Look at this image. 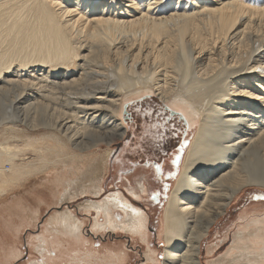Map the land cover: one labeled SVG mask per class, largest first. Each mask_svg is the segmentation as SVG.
<instances>
[{
	"label": "bare ground",
	"instance_id": "obj_1",
	"mask_svg": "<svg viewBox=\"0 0 264 264\" xmlns=\"http://www.w3.org/2000/svg\"><path fill=\"white\" fill-rule=\"evenodd\" d=\"M0 92L14 96L0 107V125L54 131L34 163H17V147L5 148L0 195L33 177L37 207L16 205L30 225L47 207L78 203L80 213L54 211L39 239L65 248L76 264H126L128 256L83 254L81 213L93 217L97 234L140 237L146 262L160 264L139 202L105 196L111 148L128 133L122 113L134 96L155 97L197 128L163 209V264H201L213 226L245 189H264V0H0ZM15 129L3 136L12 140ZM7 199L0 209L13 216ZM19 253L2 248L0 264ZM219 264H264V217L238 233Z\"/></svg>",
	"mask_w": 264,
	"mask_h": 264
},
{
	"label": "rangeland",
	"instance_id": "obj_2",
	"mask_svg": "<svg viewBox=\"0 0 264 264\" xmlns=\"http://www.w3.org/2000/svg\"><path fill=\"white\" fill-rule=\"evenodd\" d=\"M10 94L6 92H0V100H1L0 107L5 104H6L5 106H7L11 103L14 96L12 98L13 94L11 95ZM132 98L128 100L129 104H127L129 107V111L132 112L136 108L141 107V106L137 107V105H143L142 106L143 108H146L147 107L146 105H148L149 107H155L157 109H160V107L163 108L162 105L160 104L161 102H159L155 97L152 101L146 100L145 97L143 96H139V97L134 96ZM168 107L170 111H175L172 106L168 105ZM0 109H1L0 116H2L3 114L1 112L4 109L2 108ZM7 112H8L7 114H9L11 110H8ZM125 112L126 110L124 109L122 113L123 121L125 122L126 126H128V124L125 121ZM142 115L143 112L139 110V114L135 115L134 119L137 120L141 119V121H143ZM175 121L178 122L177 124H181L178 121V119H175L171 123L175 124L174 123ZM12 125L10 123H5L0 125V154L5 155V151H6L5 148L12 147L11 149H13L14 147H17L18 150H15V154L17 155L16 159H18L16 160L17 163H19L20 161H22L21 163L28 162L27 164H31L32 162L34 163L35 160H38L37 156L40 157V155H37L36 154L37 152L34 150L38 149L41 145L45 147L46 146L45 141L47 140L46 136L53 133L54 131L45 129L43 127L39 128V130L38 129L30 130V128L22 124H17V126L14 127ZM5 126L7 129L5 128ZM140 127L141 129L132 126V129L129 128L128 135H126L124 139L125 141L118 140L113 144L111 148L112 153L109 161V169L107 170L105 175L104 183L106 184L104 185H105V189L107 190L105 196H108L112 193L121 192L124 193V197L129 199H135L137 202H139L140 209L141 210L143 209L142 211L148 218L149 224L147 226L149 227L148 231L150 235L149 245H151L152 250L156 251L160 264H163V260L165 256L164 243L160 239V231L162 230L163 209L166 205L167 199L173 188L175 180L178 177L183 162V158L196 134L197 128L195 129L186 128V130L183 128L181 129L185 134V136L181 139L183 141L180 143V147L178 148L176 154H172L170 158H166L165 166L162 167L161 169L160 168L158 169L156 167L155 168L150 167L151 165L150 166L145 165L146 164L145 162L153 161L154 159L158 160L162 156L159 157L160 156L158 153L160 152L159 149L155 150L154 148L148 149L147 146L143 147L144 143H142L143 141L141 137L142 126ZM3 128H5L6 131ZM10 128L17 129L14 130L15 131L14 135H16L15 138L17 141L15 140V138L11 140L8 137L9 135L3 136L4 133H8V134L12 133L10 131ZM16 132L18 133V136ZM22 132H24L26 136L28 137L30 136L29 139H26L28 137H26ZM19 134L20 136L22 134L21 136L22 138H24L23 136H25L24 139L25 142L22 138H19L20 137ZM179 136H182V133H180ZM33 139L34 140L38 139L37 144L36 142L34 143ZM26 140L32 141V144L30 141L31 146ZM15 141L16 142L20 141L21 143L19 142L18 144ZM20 144L22 145L24 144V145L22 146ZM148 147L152 148L151 146ZM21 149L23 150V152L19 151ZM100 149H101L100 151L103 152L104 150L105 151L108 150L106 149L105 146L100 147ZM24 150L26 152L28 151L29 156L27 155L26 152H24ZM31 152L34 153L36 156L34 154H31ZM20 155L23 157L27 155L28 158L27 157H25L24 159L20 158ZM34 156L36 159L32 160ZM26 158L29 160H27ZM4 164L5 166L3 167H5L6 170L9 169L10 165L8 163L7 164L4 163ZM133 164H140V165H138V167H133ZM31 179L34 178L32 177L26 181L25 180L22 181V184L18 185L16 189L14 188L13 190L6 191L2 195H0V203L7 201L8 200L7 198L9 197L10 209L14 213L13 216H11L9 210L7 209L3 210L2 208L0 209V250L2 248L5 249L7 248L10 251L20 252L17 259H13L10 262V264H67V263L76 264L75 260H73V255H70L67 252V250H65V248H56L51 244L50 246H45L41 243V241L39 242V239L45 233L44 232L45 225L47 224L51 216L54 215V211L57 210L58 212H62L66 207H69L71 208V210L76 211L78 203L60 205L59 207H56L57 209L54 208V206L47 207L48 209L45 208L39 220H37L35 224L30 225L31 221L29 219H22V217H20V215L17 213L18 210L16 205L19 206L21 205V203L28 202L26 205L32 206L34 209L37 207L36 195H35L36 193H33L31 189H29L34 181ZM32 197L33 199L31 200L30 198ZM42 197L44 198L46 203L52 202V199L48 194V192L47 193L43 192ZM77 211L79 210L77 209ZM116 213H117L118 221L120 222L123 221V214L121 213V210H118ZM81 215H83V217L87 220V225L85 226V237L89 240L88 244L81 247L83 254H87V255L94 254V256H96V259L98 258L106 259L110 257L109 253H117L120 255L122 252H124L128 255L126 258V264H148L146 262V255L148 253V248H147L148 244L146 242H143L140 237L134 236L132 234H128L123 231H116L112 233H110V231L109 232L106 231V232H102V234L101 233L97 234L92 230L93 217L91 218L90 215L89 216L87 215L88 216L87 217L84 215V213H81ZM263 217H264V189L258 187H249L245 189V191H243L240 194L238 199L229 208L225 216L222 217L213 226L209 236L203 242L202 251H201L202 253L200 256V263L201 264H210L211 262H213L211 264L221 263L222 259L225 258L229 250L234 246V241L238 233L242 231L244 227L247 226L255 218H263ZM16 231H18V233H15ZM52 251L55 253H53ZM85 263L96 264V260L87 258L86 261L82 264Z\"/></svg>",
	"mask_w": 264,
	"mask_h": 264
},
{
	"label": "flooded vegetation",
	"instance_id": "obj_3",
	"mask_svg": "<svg viewBox=\"0 0 264 264\" xmlns=\"http://www.w3.org/2000/svg\"><path fill=\"white\" fill-rule=\"evenodd\" d=\"M142 106L143 105H137L138 108L133 112L129 111V107L126 109L125 121L128 124L127 130L129 131V128L132 129V126L141 129L140 126H142L141 137L142 143H144L143 147L147 146L148 149H159V157L162 156L158 160L154 159L153 161L145 162V165H151L150 167L152 168L156 167L161 169L166 164V158H170L172 154H176L180 147V143L183 141L181 139L185 136L181 129L183 128L186 130L187 127L184 124V119L182 120L181 117L179 118L170 112L169 115L167 110H165L166 108L160 107V109H157L155 107H149L148 105H146V108H143ZM139 110L143 112V121H141V119H134V116L139 114ZM175 119H178L181 124H177L178 122L176 121L174 122L175 124H172L171 122ZM180 133H182V136H179ZM138 165L140 164H133V167H138Z\"/></svg>",
	"mask_w": 264,
	"mask_h": 264
},
{
	"label": "crops",
	"instance_id": "obj_4",
	"mask_svg": "<svg viewBox=\"0 0 264 264\" xmlns=\"http://www.w3.org/2000/svg\"><path fill=\"white\" fill-rule=\"evenodd\" d=\"M56 208V207H55ZM54 209V208H53Z\"/></svg>",
	"mask_w": 264,
	"mask_h": 264
}]
</instances>
